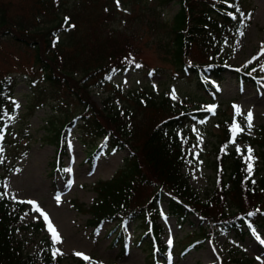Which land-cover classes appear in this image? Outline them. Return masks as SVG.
Returning <instances> with one entry per match:
<instances>
[{
	"label": "trees",
	"instance_id": "obj_1",
	"mask_svg": "<svg viewBox=\"0 0 264 264\" xmlns=\"http://www.w3.org/2000/svg\"><path fill=\"white\" fill-rule=\"evenodd\" d=\"M173 1L178 9L169 24L143 0H119V9L117 0H75L65 7L62 0H36L33 19L27 21L30 24L27 26L8 16L0 6V42L13 41L31 60L29 70L39 74L45 84L37 90L36 80L29 72L0 77V264L61 261L53 257L46 239L36 254L25 252L15 235L25 204L11 203L2 188V176L15 170L17 159L14 154L10 160L14 142L6 127L19 119L13 103L19 77L25 79L29 90L40 91L43 96L46 91L51 101L56 100L66 109L60 127H53L51 139L57 152L49 175L66 180L65 168L60 164L66 155L64 131L74 125L80 137L90 142V160L96 154L129 151L110 180L94 184L96 198L90 206L74 203L79 213L89 216L86 225L94 232L103 223L111 224L105 237L110 239L112 248L118 249L119 257L128 243L123 229L127 220L141 228L132 245L145 255L146 264H169L167 248L161 239L164 232L160 219L164 215L179 226L194 215L212 230V233L207 227L192 230L183 252L202 242H213L220 231L231 233L235 244L264 232V128L254 138L243 133L237 139L256 147L252 156H258L260 161L255 164L244 151L230 148L232 131L227 128L230 126L224 127V134L212 148L213 189L203 200L190 187L183 168L191 157L190 125L201 124L208 113L205 106L177 102L147 89L124 95L120 88L114 87L101 107L91 98V88L107 87L110 80L107 76L112 78L127 70L141 69L144 64L138 56L139 49L145 46V38L159 32L166 38L160 46L173 68L172 76L192 77L194 85L210 97L209 102L219 95L213 83L222 81L227 70L221 59L223 43L233 39L238 29L249 25L254 9L246 0H159L163 4ZM42 16L44 19L39 21ZM65 18L67 25L74 27L66 26ZM111 20L120 21V27H113ZM43 22L48 27L41 30L38 26ZM58 31L59 36H55ZM135 64L141 66L137 68ZM250 71H234L233 76L239 83L256 87L255 75ZM70 109L74 110L72 116L68 113ZM32 227L40 231L43 224L39 222ZM72 260L75 264H93L91 259ZM236 262L254 264L242 257Z\"/></svg>",
	"mask_w": 264,
	"mask_h": 264
},
{
	"label": "rangeland",
	"instance_id": "obj_2",
	"mask_svg": "<svg viewBox=\"0 0 264 264\" xmlns=\"http://www.w3.org/2000/svg\"><path fill=\"white\" fill-rule=\"evenodd\" d=\"M62 1L65 7L73 4L75 0ZM143 1L148 7L155 8L160 19L167 24L178 9V4L174 1L168 4H163L159 0ZM246 1L254 7L250 24L247 28L240 29L233 40L224 42L221 59L224 60L223 65L229 69L242 71L250 69L251 74L258 77V87L239 85L233 76V71L226 70L219 84L220 94L216 105L208 106L207 104V109H211L209 115L205 116L201 124L190 125L188 151L191 157L184 165L183 174L187 177L190 187L203 200L213 189L212 148L224 134L223 128L229 124L228 122L232 121L235 124L237 121L242 122L244 134L248 137H254L260 128H264V71L261 70V66L264 65V55H260L261 46L264 45V0ZM0 6L5 9L8 16L18 18L26 25L27 21L33 19L36 0H0ZM38 19L42 21L44 17ZM56 20L54 19L53 23ZM110 23L115 28L120 27V21L111 20ZM38 27L44 30L48 24L43 22ZM241 31L244 33L242 36L239 35ZM59 34L58 31L55 36ZM165 41L163 32L145 38V46H141L138 52L144 69L128 70L119 76L112 77L104 90L91 88V98L97 106H102L104 97L111 94L114 87L120 88L124 95L147 89L156 95H171V98L177 102L186 101L202 105L204 101H208V95L194 85L192 77L172 76L173 68L168 58L164 57L160 46ZM253 57L257 59L249 64L248 61ZM30 64L31 60L15 47L13 41L1 39L0 77L29 72V75L36 80L37 90H39L45 84L41 82L39 74H33L29 70ZM254 68L255 71H253ZM17 81L14 98L19 105V119L6 127L10 129L9 136L14 142V148L10 150V160H13L14 154L17 160L14 162L15 171L3 176V189L11 203L27 205L15 233L17 240L23 243L25 252L29 255L36 254L44 246L46 239L53 252L59 249L63 253L54 257L61 259L60 262L56 260L51 264H75L72 258L80 257L74 253L84 254L92 259L93 264H146L145 255L138 247L132 245L133 237L141 232L137 223L129 220L123 223V229L129 237V248L123 256L119 257L118 249L112 248L109 244L110 239L105 237L112 227L111 224L103 223L101 228L94 232L86 225L89 216L77 212L74 207L75 202L85 207L93 203L96 197L93 190L94 184L98 181L110 180L124 158L128 156L129 151L124 149L109 155L99 154L91 162L89 160L92 153L90 142L80 137L74 125L64 131L67 152L60 163L64 168L66 166L67 169H71L66 173L67 182L56 174L52 177L49 174L57 152L56 145L51 139L53 127H60L65 119L66 109L56 100L51 101L46 91L43 92L45 94L43 96L40 91L29 90L24 78L19 77ZM229 100L232 102L228 103ZM218 110L219 112L225 110V112L222 114ZM233 112L237 113L238 117L235 118ZM249 112L252 113L251 129L248 128V122L245 119ZM68 113L74 114V110L70 109ZM235 129L239 133V129L237 127ZM230 148L235 150L239 148L245 152V155L246 153L252 155L255 151V147L238 140L233 141ZM249 149H251L250 153ZM254 162H259L258 156ZM57 196L60 197L59 204L56 201ZM26 201L36 202L49 215L62 238L61 243L53 247L43 217L39 212L33 211L32 205L25 203ZM40 221L44 223V228L36 231L32 226ZM160 222L164 225L162 239L167 244L169 239L172 241L171 246L168 244L172 252L171 264H237L236 260L239 257L251 259L255 264H264V232L258 238H246L236 244L233 242L231 233L216 232L213 242H202L190 249L187 254L181 255L180 251L183 245L188 243L190 232L198 228H208L207 224L194 215L182 226L176 224L170 216ZM209 230L212 233V230Z\"/></svg>",
	"mask_w": 264,
	"mask_h": 264
},
{
	"label": "snow or ice",
	"instance_id": "obj_3",
	"mask_svg": "<svg viewBox=\"0 0 264 264\" xmlns=\"http://www.w3.org/2000/svg\"><path fill=\"white\" fill-rule=\"evenodd\" d=\"M117 7H118V9H119V7H120V5H119V0H117ZM67 21H68V18H65V24H66V26H68V25H67ZM68 27H74V26H68ZM243 34H244V33H243L242 31L239 33V35H241V36H242ZM260 55H264V45L261 46ZM255 59H257V57H253V59L250 60V61H248V63L251 64ZM128 62H129V63H134V60L128 59ZM140 66H141V65H139V64H135V67H137V68L140 67ZM245 66H247V65H245ZM261 70L264 71V65L261 66ZM253 71H255V69H253ZM115 72H116V69H113V73H115ZM106 79H111V76H107ZM125 82H126V81H125ZM172 95H173V97H174V96H175V93L173 92ZM13 103H14L15 107H17V108L19 107V105H18L16 102L13 101ZM234 108H235V106H234ZM209 111H211V109H209ZM237 111H239V110L237 109ZM9 119H11V117H9ZM245 119H246L247 122H248V128L251 129L252 113L249 112V113L247 114V116L245 117ZM233 127H234V129H235L236 127H238V126L235 124V122H234ZM237 151L239 152L240 149L238 148ZM250 152H251V149H249V153H250ZM247 159H251V156L247 157ZM251 169H252V165H251V163H249V164H248V170H249V173H251ZM65 171L70 172L71 169H65ZM69 185H71V181H69ZM56 201H57V204L60 203V197H59V196L56 197ZM25 203H29V204H31V205H32V209H33V211L39 212L40 215L43 217V220H44V222H45L46 229H47V231L49 232L50 237H51V239H52L53 247H55V245L61 243V242H62V238L60 237V234L58 233V231H57L56 228L54 227V225H53V223H52V221H51L49 215H48L47 213H45V212L39 207V205L36 204V202H34V201H26ZM250 215H251V214H250ZM168 244H169V246H171V244H172L171 239L168 240ZM62 254H63V253L60 252L59 249H56V250L53 252V256H54V257H55L56 255H62ZM74 255L80 257L81 259H83V260H85V261H89V262H90V258H88L87 256H85V255L82 254V253H74ZM90 264H91V262H90Z\"/></svg>",
	"mask_w": 264,
	"mask_h": 264
}]
</instances>
